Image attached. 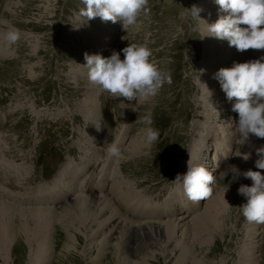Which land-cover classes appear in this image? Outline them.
<instances>
[{
  "label": "rangeland",
  "instance_id": "374dc122",
  "mask_svg": "<svg viewBox=\"0 0 264 264\" xmlns=\"http://www.w3.org/2000/svg\"><path fill=\"white\" fill-rule=\"evenodd\" d=\"M79 1L81 0H0V161L3 165L0 166V200L9 203L7 197L13 196L8 194L12 191L16 193L15 197H21L18 198L21 201L15 200L9 204L33 211L36 215L32 217L38 222L40 218L51 220L47 226L44 225L49 240L47 255H40L43 245L38 237H33L35 229L29 224L23 236L19 235V240L8 241L7 255L0 252V264H173L177 251L164 259L159 247L155 250L156 244L153 241L150 243L153 248L146 249L148 255L140 249L132 254V249L138 247L135 242L130 244V255L125 258L122 255L124 249L113 248L114 241L108 240L112 245L102 248L103 245L99 242L105 240L102 237L108 230L106 224L100 225L98 229L93 226L88 230L67 228V224L59 217L63 215L62 210L68 203L56 209L39 206L25 209V206L29 207L26 201L29 200L32 184L34 185L29 182V171L40 167L44 176L38 177L36 182L46 184L66 155L71 154L69 163L86 157V150H91L94 158L96 153L93 149L99 146H94V143H105L107 134H102L95 127L101 118L104 128L111 130L113 143L121 149L119 159L109 156L112 160L110 174L114 176L119 173L130 180L137 187V192L147 198L152 208L162 207L164 201L170 200L172 193L176 191L177 186L172 180L178 171L183 172L185 160L194 152L192 148L196 150L201 146L202 165L204 156L205 161L208 157L204 149L219 142L210 141L209 136L203 142L204 135L211 128V122H219L215 129L217 133L214 132L213 135H222L223 141L231 140L232 146L228 147L232 148L236 163L243 153L240 157L242 162L249 144L252 145L259 139L249 134L246 144H240L239 130H235V121L227 114L225 94L217 80L213 84L214 78H210L213 74L208 78L206 68L213 61L222 59V54L230 59L220 60L217 70L231 67L233 62L260 58L264 56V49L260 51L259 57L253 49L237 51L234 47L235 53L225 46L228 45L226 40L216 38V41H222L216 47L218 52L215 57H207V28L203 21L194 19L191 13L185 15V9H190L193 5L201 8L199 17L206 24H211L218 15L223 14L218 13V5L214 0H148L149 12H141L134 26L123 27L117 20V27L110 29L113 30L112 36L103 33L104 28L100 24L95 26L98 17L87 19L78 15L83 7ZM110 23L113 25H107L116 26L115 22ZM183 23L189 26L186 32ZM12 27L19 30L20 37L15 44L9 45L4 40V33ZM188 31L191 35L186 37ZM193 31L199 35L200 43L195 42L189 46L187 39L195 37ZM95 34H99L101 39L93 40L92 35ZM102 40L108 42L104 51L97 49L98 46H103ZM196 41H199L197 36ZM128 44L147 46L151 50L150 60L155 61L160 70L171 76V83H165L154 97L128 101L100 89L87 79V69L83 67L84 53L91 54L87 51L93 50L102 57H108L112 51H116L123 59L120 50ZM198 80L208 85V90L215 88L211 93L215 91L224 96L222 97L226 102L216 105L222 107L225 117H220V120L216 118L217 114L220 116L223 113L220 111L221 107L214 109L216 105L212 104L211 108L208 104L219 103L221 95L215 100L208 96L207 101V92ZM146 115L151 117L150 126L159 130L158 139L152 145L145 143L144 130L149 126L143 121ZM189 127L192 128L188 130ZM197 132L199 139L194 137ZM136 142L140 143L139 150L131 154L133 143ZM106 146L108 148L109 145ZM263 147L264 138H260L250 153ZM2 159H6L7 164L11 163L12 172H7L8 168L5 170L6 163ZM101 160L104 161V157ZM231 175L221 177L219 181L214 180L210 185L211 193L202 198L203 204L198 213L207 208L215 195L225 194L230 189L238 188L240 184L251 185L241 176L232 181ZM117 183L118 186H123L124 195L131 192L130 202L135 201L136 197L139 199L130 183ZM76 197L80 196L74 198ZM245 202V197L239 195L228 202L230 207L226 205L223 208L220 215L223 220L216 234L205 244L196 247L195 264H240L239 259L244 255L250 258L251 264H264V222H249L241 215L239 207ZM17 213L16 210L8 211L4 215L15 228L22 220ZM174 214V219V215L168 219L178 221L180 225L193 217L191 215L184 221H179L177 218H181V213ZM29 215L30 213L28 219ZM168 219L155 214L144 222H165ZM41 229L44 233V228ZM95 229L96 232H93ZM179 232L180 230L173 238H180ZM47 248L48 244L46 250Z\"/></svg>",
  "mask_w": 264,
  "mask_h": 264
},
{
  "label": "clouds",
  "instance_id": "9594fccd",
  "mask_svg": "<svg viewBox=\"0 0 264 264\" xmlns=\"http://www.w3.org/2000/svg\"><path fill=\"white\" fill-rule=\"evenodd\" d=\"M214 2L218 5V13L223 14L218 15L211 24H206L199 17L202 9L195 5L185 9V15L191 13L194 19L203 21L207 28L205 35L226 40L237 51L264 49V0ZM82 3L84 6L78 15L87 19L99 17L102 21L119 20L123 27L134 26L141 12H149L148 0H82ZM19 37L20 32L14 27L4 33V40L9 45L15 44ZM120 52L123 53V59L116 51H112L108 57L84 53L83 67L87 69L88 81L128 101L154 97L165 83H171L170 74L160 70L150 60L151 50L147 46L128 44ZM214 78L226 99L233 101L231 107L238 115L235 128L239 130L240 144L248 140L249 134L264 138V56L233 62L231 67L218 69ZM199 83L206 90L208 101L210 92L205 84ZM143 121L149 125L144 130L145 143L152 145L158 139L159 130L150 126L149 115L144 116ZM100 126L101 123H97V130ZM107 152L114 159L121 156V149L116 143L110 144ZM258 152L261 156L255 161V167L264 169V148L258 149ZM243 158L248 159V154H244ZM229 171L232 181L240 176L251 180L250 186L240 184L237 189L238 194L246 199L239 207L241 215L249 222H264V175L251 169L240 172L235 165L230 166ZM172 182L189 200L199 201L210 195L214 178L205 166L188 159L186 172L177 174Z\"/></svg>",
  "mask_w": 264,
  "mask_h": 264
},
{
  "label": "bare ground",
  "instance_id": "6f19581e",
  "mask_svg": "<svg viewBox=\"0 0 264 264\" xmlns=\"http://www.w3.org/2000/svg\"><path fill=\"white\" fill-rule=\"evenodd\" d=\"M110 22L111 21H102L100 19V25L102 26V28H104L103 33L105 32V33H107V35H111L113 30H110V29H114L115 27H117V23H118L116 21L115 22L116 26L114 25L113 27H111V26L107 25V24H111ZM111 25H113V24H111ZM93 30H95V29H93ZM97 32H101V31H97ZM89 35H91V34H89ZM95 35H97L96 38L98 37L99 40L101 39L99 34H95ZM102 41H103V46H98V48H97L100 51H104L105 46L108 43L106 40H102ZM219 42H222V41L221 40L216 41L215 37L209 36L207 54H206L207 57H215L216 53L218 52L216 47L220 46ZM88 44H90V43H88ZM223 44H225V43H222V45ZM225 46L230 50L233 49V51L236 53L234 46H229V45H225ZM100 47H102V48H100ZM229 51H228V53H229ZM234 52H232V53L234 54ZM226 59H230V58H228L227 55L222 54V59H220V60L223 61ZM220 60L219 61H217V60L213 61L211 66L206 68V70L208 71V78L212 74H213V76L210 78L211 79L214 78V73L217 70L216 67L218 66ZM215 80L216 79L214 78V81H212L213 84H215V82H216ZM210 85H211V82H210ZM206 87L208 88V85H206ZM214 87H215V85H214ZM213 90H209V92H210L209 96H211V100H215V98L217 99V96H220V95H221V97L223 96L222 94L215 93V91L213 93H211ZM215 94H216V96H215ZM223 97H222V100L219 97V100H220L219 103L212 102V103H210V105H212V104L213 105L223 104V101H225V100H223L224 99ZM217 105L214 106V109H218L221 107V106H217ZM220 111L223 112V113H220V116H217L218 114L215 113V114H217L216 118L218 117L219 120H220V117H223L225 114V111L222 109V107H221ZM211 114L214 115L213 112H211ZM212 119H214V118H212ZM214 121L215 122H213V123L211 122V126H210L211 128H209V129L207 128L208 133H207V135L206 134L204 135V137H203L204 140L207 139L208 136L214 137V135H217V134L213 135V133L216 132L215 129L219 126L218 125L219 122L216 120H214ZM224 122L226 123L227 121H224ZM214 123L216 124V126H214ZM194 137L199 139L198 132L194 135ZM249 138H250V136H249ZM219 139H220V137H218V140ZM227 140H228V143L230 144L231 140H229V139H227ZM244 144H246V142ZM250 144L247 147V149L251 147ZM139 147H140L139 142L133 143V146L131 148V154H134L136 151H138ZM0 148H1V146H0ZM193 150H194V148H193ZM244 153L248 154V156L250 154L249 152L246 153L245 151H244ZM193 154L195 155L194 152H193ZM0 156H1V153H0ZM204 158L206 159L205 156H204ZM5 160L2 159V162L6 163ZM245 160L246 159L243 158L242 161H245ZM10 164L6 163L4 165L5 170H6V168H8L7 172L9 170L11 172L13 171V168L11 167ZM202 165L205 167L207 166L205 163H202ZM0 166L3 167L1 161H0ZM94 168H95V166H94ZM0 188H2V184H0ZM39 188L40 189L42 188L41 190L44 189L43 186H39L36 188L37 189L36 192L41 191ZM237 189L238 188H233V189L228 190L225 194L222 193V194L215 195L210 200V202L207 204V208L204 211H202L201 213L199 212V213H197V215H195V216L193 215L192 218H189V217L185 216L184 214H181L182 215L181 218H179V219L177 218V220L184 221L185 219L189 218L188 219L189 222H187V223L182 222L183 224H181V225L178 221L174 222L175 220L168 219V218H167L168 220H166L165 222H138V221L130 220L128 217L121 214L119 209L116 208V206H114L112 201L110 199H107L104 194L102 196H96V197H91V198H86V197H81V196L74 198L73 201L72 200L69 201L68 204L65 206V208H63L62 211L64 213L61 217H59V219L60 220L63 219V222L65 224H67L66 225L67 228L70 227L73 229H78V227H79L80 229L82 228V230L83 229L88 230L91 226H93V228L95 227L98 229V228H100V225L103 226L106 224L105 227H107L108 230L105 229L107 231L105 234H103L104 237H102L105 240H103V242L100 241L101 243L99 242V244H102L103 245L102 248H103L105 246L107 247L109 245H112V242L108 243V240L114 241L113 248L115 250L124 249L122 251L123 252L122 255H124L123 256L124 258L128 257V255H130L129 252H131L130 251L131 249L129 250L128 248L131 247L130 244L132 242H135L136 245L138 246L137 248L132 249V251H133L132 254L137 253L138 249L142 250L144 253L147 254L146 249L149 250V248L150 249L153 248V246H150V243L153 241L156 244L155 250L159 247L158 249H160V252H162L164 259L169 258L173 253H175L177 251V253H178L177 258L173 264H185V263L186 264H195V260L197 258L195 256L196 255L195 250L197 249L196 247L197 246L199 247L200 245L205 244L206 242H208L210 237H212L214 234H216V232L219 229V226L221 224V221L223 220L220 215H221L223 208L227 205L225 203V201L228 203L229 201H232L237 196H239L240 194H238ZM113 191H114V194H111V199L117 205H120V206H118L120 209H123L121 202L124 201L126 203H129L131 192L129 191L128 193H126V195H124L122 193V192H124L123 186L122 185L118 186L117 181L113 185ZM180 191H181L180 192V194H181L182 190H180ZM10 195H13V194L10 193ZM177 195L178 194L176 191L174 196L172 197L173 199L169 200L168 207H170L171 205H174V202H176L175 199H178V198H176ZM183 196H184V194H183ZM14 199H15V196L13 195L12 200H14ZM179 202H182V200L181 201L179 200ZM23 203H25V202H23ZM176 204H177L176 205L177 206L176 211H178L179 207L182 204L178 203V201L176 202ZM139 206H141V204L139 203V199L136 197L134 205H132L130 208L131 209H141V210L143 209L144 211L151 212L148 205L146 207H139ZM25 207H27V206H25ZM33 207H36V206H33ZM23 209H21V207H19V206L15 207V206L5 202L4 200L3 201L0 200V222H1L0 223V252L1 253L3 252L5 255L6 246L9 245L8 241L16 242L17 240H19L21 238L19 235L23 236V233H25V228L30 224V225L34 226V229H35L34 233H36V234H34L33 237L34 238L38 237V239L41 241V244L43 245L40 248V255L42 257H44L45 254L47 255L48 249H49V243H48L49 240H47L48 236H46V234H48V231H47L46 226L48 225V223L51 220L49 221L46 218H40V222H38L39 220L37 221L34 217H32V215H36L33 211H28V210H23ZM15 210L18 211V213H19V214L17 213L18 217L22 218V220L20 222H18L19 224H18L17 228H15L16 226H14L12 224V222L9 221L4 216V215H6V212L8 213V211L10 212V211H15ZM29 213H30V215H29L30 219H28ZM175 216H176V214L173 216V219ZM9 217H11V216H9ZM182 217H184V218H182ZM44 225H46V226H44ZM41 228H44V233H42L43 231ZM97 229H95L93 232H96ZM179 230H180L179 233H180L181 237L180 238H173L176 235V233H178ZM100 231H101V229H100ZM31 234H32V231H31ZM73 235H74L73 237L75 238L74 233H73ZM26 236L28 237V235H26ZM170 239H172V240H170ZM206 239H207V241H206ZM47 244H48V248L46 250ZM164 245L167 247L165 248ZM15 246H18V244H15ZM44 250H46V251H44ZM99 252H98V254H99ZM7 253H6V255H7ZM43 253H45V254L43 255ZM118 253H121V252H118ZM200 254L202 255V253H200ZM145 258L143 260H146ZM128 261H130V260H128ZM200 261H201V259H200ZM239 263L240 264H251V261H250L249 257L247 258L244 255V256H242V258L239 259ZM204 264H209V263H204Z\"/></svg>",
  "mask_w": 264,
  "mask_h": 264
}]
</instances>
